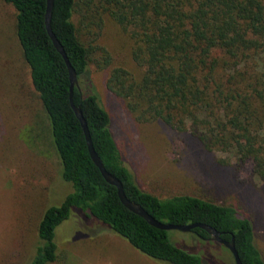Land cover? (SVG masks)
<instances>
[{
	"label": "trees",
	"instance_id": "16d2710c",
	"mask_svg": "<svg viewBox=\"0 0 264 264\" xmlns=\"http://www.w3.org/2000/svg\"><path fill=\"white\" fill-rule=\"evenodd\" d=\"M1 1L13 14L12 22L0 15V32L6 30L10 41L13 37L28 67L61 176L73 188L40 215L38 242L27 264L57 259L55 227L69 218L72 207L161 264H208L173 242L170 230L149 224L122 204L90 157L71 97L105 168L119 178L130 200L162 222L209 224L223 239L233 237L243 264H264L249 197L218 202L188 192L161 196L138 183L93 78L104 73L105 87L135 122L160 123L199 146L194 154L200 161L209 155L211 169L225 167L222 176L229 186L248 162L264 185V0H54L51 28L77 74L72 89L65 60L45 26L47 0ZM188 233L210 240L199 227Z\"/></svg>",
	"mask_w": 264,
	"mask_h": 264
},
{
	"label": "rangeland",
	"instance_id": "374dc122",
	"mask_svg": "<svg viewBox=\"0 0 264 264\" xmlns=\"http://www.w3.org/2000/svg\"><path fill=\"white\" fill-rule=\"evenodd\" d=\"M12 14V7L0 0V15L12 22ZM6 35V30L0 32V264H27L38 242L40 215L59 205L73 188L61 176L47 114L33 91L28 67L18 56L13 37L10 41ZM93 78L111 116L115 139L138 183L161 196L188 192L218 202L249 197L256 242L264 255V185L252 175V163L238 170L229 186L222 176L225 167L211 169L209 155L200 161L194 154L199 146L160 123L135 122L122 100L105 87L104 73L95 72ZM169 235L208 264H235L229 250L215 241H198L179 230H170ZM54 241L58 256L51 264H161L76 207L55 227Z\"/></svg>",
	"mask_w": 264,
	"mask_h": 264
},
{
	"label": "water",
	"instance_id": "95a60500",
	"mask_svg": "<svg viewBox=\"0 0 264 264\" xmlns=\"http://www.w3.org/2000/svg\"><path fill=\"white\" fill-rule=\"evenodd\" d=\"M53 1L54 0H47L46 1L45 26H46L47 32H48L55 48L61 53V55L63 56V58L65 60V63L67 65L68 72H69L70 88L72 89V87L75 84L77 85V83H78L77 74L75 72V69L73 68V66L70 63L62 44L59 42V40L57 39V37L55 36V34L51 28V15H52ZM70 103H71V106L75 112L76 117L79 119L80 124L82 126L84 136H85V140H86V144H87V148H88V152L90 154L91 159L93 160L95 165L100 170L104 179L108 183H110L116 187L117 195H118L120 201L122 202V204L126 208H128L130 211L136 213L137 215L143 217L149 224H151L157 228H160V229L179 230L182 232H190L195 227L202 228L209 234L210 240L218 242L219 244L226 247L230 251V253L233 256L235 264H243L240 257H239V254L237 252V249L235 247L233 237L230 241L223 239L220 236L221 235L220 232L216 228H214L213 226H211L209 224L202 223V222L177 224V223L159 221L156 218H154L148 211H146L139 203L130 200L125 194L122 182L119 180V178H117L115 175H113L111 172H109L105 168L100 156L96 152V150L93 146V142L91 139V135H90L86 120L83 117V114L81 112L80 107L73 103L72 97L70 98Z\"/></svg>",
	"mask_w": 264,
	"mask_h": 264
},
{
	"label": "flooded vegetation",
	"instance_id": "af4514ba",
	"mask_svg": "<svg viewBox=\"0 0 264 264\" xmlns=\"http://www.w3.org/2000/svg\"><path fill=\"white\" fill-rule=\"evenodd\" d=\"M231 254V253H230ZM232 256V255H231Z\"/></svg>",
	"mask_w": 264,
	"mask_h": 264
}]
</instances>
